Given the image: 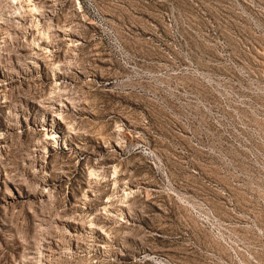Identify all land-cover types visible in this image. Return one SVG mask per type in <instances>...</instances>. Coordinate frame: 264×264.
Segmentation results:
<instances>
[{
    "label": "rangeland",
    "instance_id": "rangeland-1",
    "mask_svg": "<svg viewBox=\"0 0 264 264\" xmlns=\"http://www.w3.org/2000/svg\"><path fill=\"white\" fill-rule=\"evenodd\" d=\"M0 264H264V0H0Z\"/></svg>",
    "mask_w": 264,
    "mask_h": 264
}]
</instances>
